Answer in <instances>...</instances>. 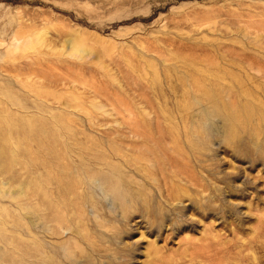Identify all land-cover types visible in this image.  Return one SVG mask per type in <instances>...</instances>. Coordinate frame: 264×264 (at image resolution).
<instances>
[{"label": "rangeland", "instance_id": "rangeland-1", "mask_svg": "<svg viewBox=\"0 0 264 264\" xmlns=\"http://www.w3.org/2000/svg\"><path fill=\"white\" fill-rule=\"evenodd\" d=\"M0 264H264V0H0Z\"/></svg>", "mask_w": 264, "mask_h": 264}, {"label": "bare ground", "instance_id": "bare-ground-1", "mask_svg": "<svg viewBox=\"0 0 264 264\" xmlns=\"http://www.w3.org/2000/svg\"><path fill=\"white\" fill-rule=\"evenodd\" d=\"M55 153H56V152H55ZM53 157H54V156H53ZM55 157H56V156H55ZM39 254H40V253H39ZM49 257H51V256L48 255V258H49ZM49 259H50V258H49ZM51 261H53V260H51ZM51 263H52V262H51Z\"/></svg>", "mask_w": 264, "mask_h": 264}]
</instances>
